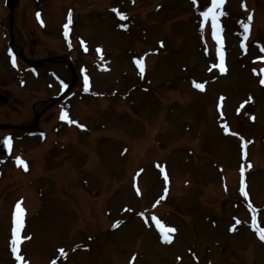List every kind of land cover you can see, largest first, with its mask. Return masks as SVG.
<instances>
[{"label":"rangeland","instance_id":"obj_1","mask_svg":"<svg viewBox=\"0 0 264 264\" xmlns=\"http://www.w3.org/2000/svg\"><path fill=\"white\" fill-rule=\"evenodd\" d=\"M209 4L16 0L10 15V0H0V95L7 101L0 104L7 127L0 136L23 138L14 149L30 172L23 176L14 157L9 166L0 163V264H17L14 213L23 264H264V240L253 227L255 216L264 229V66L251 69L257 50L242 53L235 40L248 25L264 49V0H223L217 34L225 45L213 43L207 20L202 26L200 12ZM64 38L82 49V60L77 52L71 60L89 67L81 71L82 92L96 93L70 100L67 125L49 99L56 84L48 91L46 79L24 78V89L17 88L5 55L12 40L30 61L67 59ZM156 44L144 77L134 57ZM96 47L109 55L101 74L88 65ZM219 53L223 75L213 73ZM188 77L204 92H193ZM65 80L71 82L68 74ZM15 125H34L30 131L46 133L47 141L25 137L28 129L8 131ZM157 195L167 201L157 214L136 219ZM154 215L175 229L167 245L148 223Z\"/></svg>","mask_w":264,"mask_h":264},{"label":"snow or ice","instance_id":"obj_2","mask_svg":"<svg viewBox=\"0 0 264 264\" xmlns=\"http://www.w3.org/2000/svg\"><path fill=\"white\" fill-rule=\"evenodd\" d=\"M194 2H195V0H194ZM222 3H223V0H210V4L205 8V10L200 12V16L203 18L202 26H203V21L204 20H208V19L211 20L212 35H213V38H215V39H218V37H217L218 11L217 10L220 8ZM113 11H116V10H113ZM118 15H120L121 18H124L122 13H118ZM37 17L39 18V13H37ZM69 18H70V14H69ZM65 28H67V25H65ZM244 28H245V32H247L248 31V25H245ZM65 34L67 35V33H65ZM262 50H264V49H262ZM261 59H264V57H261ZM136 63H137V67L140 68V71L143 72V66H142L141 62L139 60H137ZM223 70L224 69L221 68V71H223ZM261 83L264 84V80H261ZM194 86L197 87V88H202L201 84H198V83H195V82H194ZM85 89L87 90V79L85 80ZM64 118H65V115H64V113H62L61 114V119H64ZM9 142H10V138H5V144H8ZM17 160H18V162H20L19 158H17ZM241 192H242V194L246 195V193H244L243 181H242V184H241ZM17 209L19 210V204H17ZM141 215H143V214H141ZM155 219L156 218L153 217V220H155ZM18 222H19V218L14 213V218H13V225L14 226H13V229H12V241H11V243H12V252L15 255V258L17 260V264H23L22 257H21V255L18 254V247H17V244H18V239H17ZM157 223H159V222H157ZM253 227H254V230L257 231V233L260 236V238L262 240H264V229H261V228H259L257 226L255 216L253 217ZM167 231L168 232H174L175 229L174 228H169ZM161 238L163 240H165V241L169 240V237L163 231L161 232ZM60 251H61V253H63V250H60Z\"/></svg>","mask_w":264,"mask_h":264}]
</instances>
